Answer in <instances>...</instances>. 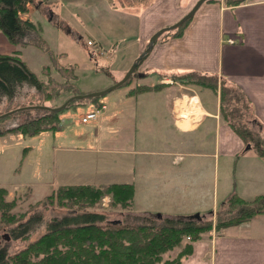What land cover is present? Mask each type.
<instances>
[{"label": "crops", "instance_id": "crops-1", "mask_svg": "<svg viewBox=\"0 0 264 264\" xmlns=\"http://www.w3.org/2000/svg\"><path fill=\"white\" fill-rule=\"evenodd\" d=\"M114 1L102 0L101 8L106 9L107 15L88 19L87 27L81 22L82 30L70 24L72 15L67 9L76 7L77 2L88 5L87 0H45V4L36 6L41 13L39 19L57 16L58 39L61 35L65 40L72 37L71 32L64 34L62 25L74 28L78 39H83L90 48L82 59L96 60L98 65L100 55L112 57L108 52L101 54L109 42L96 31L105 33L116 21L127 17L129 27L137 30L132 41L137 46L131 57L112 71L109 85L124 77L157 31L177 23L199 0H153L150 5L128 9L119 8ZM30 12L33 13L32 6ZM73 15L80 19L77 10ZM29 18L40 22L31 15ZM229 39L235 43L231 44ZM88 41L93 45L88 46ZM157 42L140 64L132 83L112 91L111 100L106 102L102 98L101 105L106 108L95 120L84 123H94V127L81 135L55 133V138L61 140L55 152H76L82 141L89 148L85 152L90 154L89 159L75 166L79 172L88 173L87 176L74 173V155H62V170L56 175V180L62 182L60 186L131 184L134 214H144L150 219H159L156 214L164 217L201 214L210 207H218V182L216 178L212 184L211 176L215 169L218 177L217 156L223 154L227 160L238 159L233 178L240 185L239 197L250 201L264 195V158L255 147L247 149L228 125L220 94L221 87L244 93L252 111L250 122L264 139V0H244L237 5L227 0L205 1L182 37L168 36ZM34 48L15 46L0 32V54L20 51L21 59L30 69L25 54ZM56 51L67 55L63 50ZM72 61L68 60L67 64L78 66ZM190 72L216 77L218 89L174 81V76ZM157 85L164 87L130 94L137 87ZM85 109L92 111L94 105ZM211 130L216 133L213 152L205 151V134ZM86 161L91 162L90 169L85 168ZM193 247V254L183 264H264V214L222 229L213 238L204 235Z\"/></svg>", "mask_w": 264, "mask_h": 264}, {"label": "trees", "instance_id": "trees-1", "mask_svg": "<svg viewBox=\"0 0 264 264\" xmlns=\"http://www.w3.org/2000/svg\"><path fill=\"white\" fill-rule=\"evenodd\" d=\"M149 1L151 0H119L118 6L122 7L124 4L125 6H134L136 3ZM227 1L231 5H237L244 0ZM114 2L117 5L116 0ZM34 3L35 0H0V32L15 46L35 47L48 53L53 65V68L51 66L43 68L44 73L47 74V81L43 82L21 59L20 51H16L10 56L0 55V103L14 105L16 102V108L47 106L48 103L61 97H66L67 100L68 97L79 94L73 83L77 80L78 66L76 64L63 65L60 60L64 55H55L42 36L41 26L24 16L29 13L30 6ZM190 20L175 29L171 37H182ZM51 69L63 78V82H58L50 75ZM131 79L132 76L121 87L129 86L132 82ZM174 81L214 91L218 89L216 77H208L195 72L187 73L184 76H174ZM163 87L164 85L140 86L130 94L158 91ZM28 89H34L36 95L32 94L30 98H27L30 93ZM235 92L233 91V95L231 91L221 87L220 94L221 102L223 100L230 102L229 109L234 115H237L241 113L238 106L239 100H242L241 93L243 101L246 104L248 101L241 90L237 89L238 94ZM38 97H41L42 102L33 101ZM103 97L73 101L66 109L59 112L41 109L17 112L16 115L13 114L0 120L1 124L7 118L21 119L11 126H0V137L10 134L27 136L39 135L43 132L57 133L61 128L62 115L67 110L86 108L91 104L94 105V108H99ZM223 115L228 125L244 143L248 145L254 142L259 156L264 158V139L255 137L253 132L251 133V130L248 129L247 124L237 128L235 124L230 123L225 113ZM8 195L9 191L0 187V226L2 224L12 226L11 236L24 241H30V237L41 227H44L45 231L36 240L30 241L25 248L12 255L0 250V264H183L193 254V243L203 239L205 233L213 229L238 226L257 215L264 214V195H259L250 201L232 196L216 211L217 222L215 225L198 221H181L176 218L150 219L141 215L138 218L137 214L134 219L141 218L145 222L141 224L124 223V221L121 223V220L114 222L109 221L105 214L91 209L99 205L105 195L111 196L113 206L132 208L133 185H65L57 187L52 194L39 201V205L34 207L68 209L72 211V214L55 216L46 220L41 212H36L24 221L27 213L18 215L13 212L17 208L18 199L9 200ZM225 204H228V210L222 211ZM34 207L32 208L34 209ZM178 247H180V251L177 256L168 255L167 259L164 258L166 254Z\"/></svg>", "mask_w": 264, "mask_h": 264}, {"label": "rangeland", "instance_id": "rangeland-1", "mask_svg": "<svg viewBox=\"0 0 264 264\" xmlns=\"http://www.w3.org/2000/svg\"><path fill=\"white\" fill-rule=\"evenodd\" d=\"M42 1L43 4H45V0H35V3L31 5L33 7V13L29 11L30 14L28 13L24 16L29 17L31 15L34 20L40 21L38 24L42 28V36L49 44L55 55L62 56V53L56 54L57 52L56 50L58 51L63 50V52L67 54L64 55V57L60 60L63 65H66L68 63V60L72 61V59L78 63V67L76 70L77 80L75 82L73 81V83L75 84V87L79 91V94H90L94 92L103 91L111 87L112 85L109 84L111 83L110 80L113 75L112 71H114L116 67L122 66L124 62H126V60L129 57H131L132 52H134L137 46L136 43L132 42L137 37V30L132 27H129V25L126 22L127 17L123 16V18H121L120 21H116L115 19L114 21H116V23H114L112 28H110L105 33H98L96 31V34L100 35L99 37L101 38L103 37V39H106V41L109 42L108 44H105V49L102 52L100 51L101 54L103 52L105 53L108 52V54L112 57V58L101 57L100 55L98 57V61L100 62V64L98 65L96 64V60H93V62H91L89 58L86 60L82 59V57L88 54L90 48L84 45L83 39H78L77 36L78 34L77 32H75L74 28H68L66 25H62V30L64 31V34L71 32L72 37H69L67 38L68 40H65L66 38L62 37L61 35V38L58 39V37L56 36L57 29L55 28L56 27L55 24H57L55 23L57 22V16L54 17L50 16V18L47 16L46 17L42 16L41 19H39V15L41 13L37 10L36 6H40ZM87 1L90 2L88 5L84 4L82 6L79 5L77 2L76 7L72 5L67 9V12H69V14L72 15V17H69L70 24L79 30H82L81 22L85 24L87 27L90 25L88 19L90 18L93 19V17L100 15L103 16L107 15L106 9H104V7L101 8L102 0L99 1L87 0ZM118 1L119 0H116V2ZM152 1L153 0L146 3H136L134 6H125V4L123 6L121 4L122 7L119 8L128 9L129 7L130 8L135 6L138 7L140 4L150 5ZM50 4H56V3L51 2ZM70 10L73 11V14L75 10H77L80 19H77V17L71 14ZM69 29H71L72 31ZM173 32L174 30L164 32L158 40L161 41L167 38L168 36H171ZM62 39H64L65 41ZM67 41H69V43H65ZM89 42L91 41H88L87 43L88 46H90ZM34 49L36 51L32 49L26 52L25 59L32 67V69L30 70L33 71L41 81L46 82L47 74L44 73L43 68L45 66H51L53 68L51 58L48 55V53L43 52L38 48H34ZM0 55H7V54H0ZM83 60H85V63ZM137 73L138 70L132 75L131 81H133L137 77ZM50 75L58 82H63V78L60 77V75L57 72H55V70L51 69ZM189 86H193V85L189 84ZM120 88L123 89L124 87H120ZM28 90L30 91V93L27 98H30L32 94L36 95V91L34 89H28ZM112 93L113 92H110L103 97L105 98L106 102L108 101V99L109 100L112 99L111 96ZM241 95L242 96L240 97H242V100L241 99L239 100V105H238L241 109V113H238L239 115L238 114L234 115L233 112H231V110L229 109L230 102L226 100H223V102H221L222 113H225L230 123H232L233 125L235 124L237 128H241L243 127L244 124H247V127L249 130H251V133L253 132V135H255V137L261 138V136L258 134V129L253 125V123L250 122L253 116L249 103H247L248 104L247 106L245 101H243L242 93ZM228 99L229 96L227 100ZM235 100H238V98L237 99L235 98ZM33 101L42 102L41 97H38V99H34ZM65 101H66V97H61L58 100L48 103L47 106L58 107L62 105ZM232 104H233V100H232ZM15 106H16V102L14 103V105H8L5 102L0 103V115L18 109ZM85 114H86V109L83 107H79L76 110L74 109L67 110L62 116V124L58 132L59 133L64 132V135H70L73 132L79 133V135L85 134L92 127H94V123H89V124L81 123L82 118L84 117ZM7 119L4 123H1L0 126H4V125L11 126L17 121L21 120L17 117H12ZM79 120L81 122H79ZM55 137H56L55 133L52 132H43L39 135H27V136H24L22 134H10L7 136L0 137V187L6 188L9 191V195H8L9 200L13 198L18 199L17 208H15L13 212L17 213L18 215L27 213L26 219L24 221L28 220L36 212H41L44 216V219L46 220H49L55 216L61 217L64 215L72 214V211L68 209H60L57 207L45 208L44 206L37 208L34 207L39 205L38 204L39 201L43 200L46 196L52 194L53 191L57 189V187H59L60 184H62V182L56 180L57 172L59 174V172L62 170V164H61L62 162L61 160L63 159L62 155L69 154L70 157L74 155L75 157L74 173L80 176L88 175V173L79 172L81 170H76L75 168V166L77 167V165L80 164L81 161L85 162V159H89L90 154H88V152H85L86 149H89L86 147V144H83L82 141H80L77 145V148L79 149H76L75 150L76 152H72V153L55 152V147L61 143V140ZM215 139H216L215 130L214 131L211 130L210 133L205 134V143H206L205 151H211V152L214 151ZM248 145H251V147L255 146L254 142ZM248 145H246V148ZM100 156H104V159H106L107 157L104 154ZM126 157H130V156H126ZM217 157H219L218 177L214 169L212 171L211 182L213 184L217 178L218 207L216 208L210 207L209 209L202 211L203 213H201V215L203 217V220L201 221V223L204 224L213 223L215 225L217 222L216 210L220 209L223 203L227 202L230 197L240 196L238 194V190H240V185L233 178V173L236 170V165L239 164L238 159L233 158L227 160L226 158H224L223 154H220V156ZM87 161H86L87 166H85V168L90 169L91 162H87ZM55 167H57V170L53 169ZM231 178H232V185L230 186ZM32 207H34V209ZM91 210L105 214L109 221L115 222L121 220L120 221L121 223L124 221V223H132V224H138V223L141 224L145 222L141 218L134 219V217L136 216L135 214L137 213L134 214L132 208L125 209L122 208L121 206H113L112 198L109 195H105V197L102 198L100 204ZM221 210L227 211L228 204H225ZM213 211L215 212L213 213ZM140 215L144 216V214H137L138 218ZM182 217H186V216H165V217L163 216V218H176L178 220L185 221L181 219ZM11 228L12 226L11 227L4 226V224L0 226V249L4 250L5 253L10 255L19 252L20 250L25 248L30 241L36 240L38 236H40L45 231V228L41 227L37 232H35L30 237L29 239L30 241H24L22 239H16L13 236H11ZM222 229H226V228H222ZM222 229L219 230L213 229L212 231L205 233L204 235L205 237L213 238V235L216 236L217 234H219V231H221ZM179 251H180V247L176 248L169 254H166L164 258L167 259L169 257L168 255H170L171 257H175L179 254Z\"/></svg>", "mask_w": 264, "mask_h": 264}, {"label": "water", "instance_id": "water-1", "mask_svg": "<svg viewBox=\"0 0 264 264\" xmlns=\"http://www.w3.org/2000/svg\"><path fill=\"white\" fill-rule=\"evenodd\" d=\"M208 0H199L194 7L182 18L180 19L177 23H175L174 25H171L169 27H165L160 29L159 31H157L149 40L148 46L146 47V49L139 55V57L134 61V63L132 64V66L130 67V69L126 72L125 76L117 81L115 84H113L111 87H109L106 90L103 91H99V92H94V93H90V94H77L74 96L69 97L62 105L58 106V107H50V106H46V105H37V106H26V107H21L12 111H9L3 115H0V119H3L5 117L11 116L17 112H21L24 110H31V109H41V110H45V111H54V112H59L62 111L64 109L67 108V106L76 100H84V99H88V98H94V97H100V96H104L118 88H120L134 73L135 71L138 69L140 63L143 61L144 57L151 51L152 47L154 46V44L157 42V40L159 39V37L164 33V32H168V31H173L177 28H179L182 24H184L185 22H187L188 20H190L194 14L196 13V11L199 9V7ZM251 145L247 146V149H250ZM157 218L162 219L163 216L161 214H156ZM181 219L185 220V221H189V222H193V221H198L201 222L203 220V217L200 213H195L193 215H189L186 217H182ZM8 239V238H7Z\"/></svg>", "mask_w": 264, "mask_h": 264}, {"label": "built area", "instance_id": "built-area-1", "mask_svg": "<svg viewBox=\"0 0 264 264\" xmlns=\"http://www.w3.org/2000/svg\"><path fill=\"white\" fill-rule=\"evenodd\" d=\"M228 42L233 44V43H235V40L229 39ZM89 45L92 46L93 43L89 42ZM105 108H106V106L103 105L102 107H100L98 109H94L92 111L87 112L86 115L82 118V122L88 123L89 121L95 120L98 117L99 113L102 112V110H104Z\"/></svg>", "mask_w": 264, "mask_h": 264}, {"label": "flooded vegetation", "instance_id": "flooded-vegetation-1", "mask_svg": "<svg viewBox=\"0 0 264 264\" xmlns=\"http://www.w3.org/2000/svg\"><path fill=\"white\" fill-rule=\"evenodd\" d=\"M1 250V249H0Z\"/></svg>", "mask_w": 264, "mask_h": 264}]
</instances>
